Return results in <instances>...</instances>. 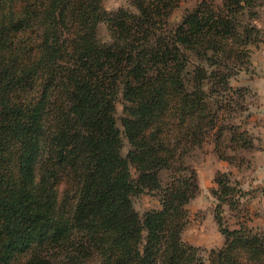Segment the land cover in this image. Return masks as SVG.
<instances>
[{
    "label": "trees",
    "instance_id": "1",
    "mask_svg": "<svg viewBox=\"0 0 264 264\" xmlns=\"http://www.w3.org/2000/svg\"><path fill=\"white\" fill-rule=\"evenodd\" d=\"M183 1L109 11L102 0H0V264H264V234L243 225L220 227L208 263L180 236L198 192L185 155L214 127L253 147L245 130L219 126L222 105L208 98L245 90L229 78L259 39L250 20L264 0H199L172 22ZM189 53L209 68L190 70ZM215 183L235 208L241 189L222 172ZM145 191L161 208L140 215L132 197Z\"/></svg>",
    "mask_w": 264,
    "mask_h": 264
},
{
    "label": "rangeland",
    "instance_id": "2",
    "mask_svg": "<svg viewBox=\"0 0 264 264\" xmlns=\"http://www.w3.org/2000/svg\"><path fill=\"white\" fill-rule=\"evenodd\" d=\"M199 0H185L172 13V22L180 21L185 10L195 6ZM220 5L222 0H211ZM133 0H102L103 7L109 11L125 8L136 11ZM245 20L249 21L248 18ZM260 33L256 44L249 45L248 61L234 65V60L227 61L232 67L229 84L233 88H245L242 94L227 91L220 95L208 98L212 107L222 105L218 113V123L224 126H237V131L245 130L251 138L253 147L240 149L242 141L231 139L233 132L226 128L220 137H217V127L208 130L199 146L192 148L184 157V163L196 173L198 192L186 205L187 223L181 232V240L199 248V254L205 262H209L211 251L220 249L225 237L220 231L224 226L229 229H238L241 225L251 229L257 234H264V7L257 8V15L250 20ZM101 40L110 41L105 24L98 28ZM197 64H208L197 59L189 53V69ZM210 84L206 81L205 91ZM216 100L218 102L216 103ZM125 101L118 96L116 101L117 125L121 130L123 140L122 154L126 155L129 143L123 131L121 118L124 116ZM227 156L229 160L220 156ZM217 172L226 173L231 182L241 189L234 193L233 200L236 207L231 208L228 201L221 202L214 195L217 189L215 176ZM133 176L136 175L131 168ZM169 172H162L167 180ZM133 207L143 215L146 211L160 209V193L145 191L139 196L132 197ZM220 213L221 224L216 213Z\"/></svg>",
    "mask_w": 264,
    "mask_h": 264
}]
</instances>
